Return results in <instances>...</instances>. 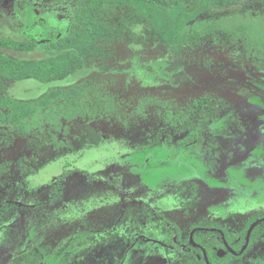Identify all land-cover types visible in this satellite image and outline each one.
Instances as JSON below:
<instances>
[{"label":"rangeland","instance_id":"374dc122","mask_svg":"<svg viewBox=\"0 0 264 264\" xmlns=\"http://www.w3.org/2000/svg\"><path fill=\"white\" fill-rule=\"evenodd\" d=\"M180 1L196 9L203 0ZM76 2L0 0V35L38 43L34 52L8 53L23 59L44 54L39 44L67 31ZM127 15L119 8L109 20L117 24ZM196 20L206 22L203 32L192 30L196 40L180 56L147 23L133 21L104 66L88 62L60 82H102L113 104L103 118L74 121L65 146L55 149L33 133L0 124L10 135L8 144L0 140V205H8L0 216V264H19L28 244L51 246V257L63 248L57 264H134L126 255L135 256L141 246L136 264H179L180 256L169 248L148 255L149 243L140 234H157L162 242L164 219L181 227L184 237L204 219L235 229L264 210V70L237 27L252 25L264 36V0H207ZM44 88L36 80H18L7 82L5 92L27 99ZM202 94L221 99L220 121L206 126L200 144L166 145L163 139L172 131L167 113ZM67 170L61 200L49 204L52 185ZM124 233L132 237L129 245ZM239 263L264 264V243L233 262Z\"/></svg>","mask_w":264,"mask_h":264},{"label":"trees","instance_id":"16d2710c","mask_svg":"<svg viewBox=\"0 0 264 264\" xmlns=\"http://www.w3.org/2000/svg\"><path fill=\"white\" fill-rule=\"evenodd\" d=\"M206 6L207 0L201 1L196 9L188 8L180 0H78L72 25L61 36L48 43L39 44L44 54L32 59L15 57L9 53L34 52L38 43L9 34L0 35V124L20 134L33 133L44 144L55 149L65 146L67 134L74 121L86 122L103 118L113 104L112 97L102 82L91 78L66 85L60 82L75 75L88 62H99L104 66L114 56V46L122 40L127 24L133 21L147 23L168 51L174 56H180L186 48H191L196 40L191 34L192 30H200L201 25L206 24L204 20H196ZM119 8L127 10L128 15L119 23L113 24L109 15ZM243 25H237L239 37L251 50L255 65L264 70V36L252 25ZM226 28L228 30V26ZM18 80H36L45 88L33 98L10 96L5 92L6 83ZM222 107L221 99L212 94L191 98L176 112L167 113V125L172 131L163 142L166 145H172L170 143L174 142L177 146L185 147L202 143L206 126L220 121ZM0 131L3 132L0 140L8 144L10 135L4 128H0ZM184 133L186 137L174 141V135L180 136ZM209 147L210 144L206 146ZM208 161L207 165L211 164L212 168L213 162ZM74 171L86 175V172L77 168ZM69 174L71 171H65L52 185L47 196L49 204L61 200ZM113 183L120 187L118 180ZM184 189L183 187L182 190ZM142 205L144 209L148 207L145 203ZM6 207L7 204L0 205V216L7 210ZM263 216L264 210L256 212L248 216L242 226L235 229L221 224L218 220L208 219L191 224L190 228L215 227L216 230L196 231L193 239L205 250L210 264H232L235 259L243 256L264 239V220L256 223L251 230L248 248L240 256H235L227 250L224 239L233 250L239 251L245 242L250 224ZM163 221L167 227L173 229L169 241L174 245V249L185 256L189 264H206L203 252L189 241L187 243L190 250L187 253L182 251L179 243L185 242V239H182L179 227L165 219ZM35 254L31 248L24 258L28 262L38 261L40 256Z\"/></svg>","mask_w":264,"mask_h":264},{"label":"flooded vegetation","instance_id":"af4514ba","mask_svg":"<svg viewBox=\"0 0 264 264\" xmlns=\"http://www.w3.org/2000/svg\"><path fill=\"white\" fill-rule=\"evenodd\" d=\"M77 4H78V0H77V2H76V7H77ZM76 7H75V9H76ZM75 11V10H74ZM74 11H73V14H74ZM72 23H73V19H72V21L70 22V24H69V26L70 25H72ZM2 26V25H1ZM69 26H68V28H69ZM3 28L5 27V25L4 26H2ZM67 28V29H68ZM2 30V29H1ZM51 31V30H50ZM11 33H12V31H11ZM60 35V34H59ZM58 35V36H59ZM49 41H51V40H48V41H46L45 43H48ZM56 203V202H55ZM54 203V204H55ZM142 204V203H141ZM145 204H147L148 205V207L147 208H145L147 211H149V212H151V213H153L154 215H158L157 214V212H155V208L153 207V206H151L150 204H148V203H145ZM53 205V204H52ZM142 206V208H143V205H141ZM261 218H264V216L263 217H260V218H258V219H261ZM145 220H146V222H147V220H148V217H145ZM257 220V219H256ZM260 221H262V220H260ZM254 222V221H253ZM252 222V223H253ZM145 223V222H144ZM251 225V224H250ZM178 226V225H177ZM151 228H152V230L153 231H155V233L156 232H158L159 231V229L156 227V226H154V224H152L151 226H150ZM179 227V226H178ZM148 228V227H147ZM200 228V229H199ZM201 228H207V227H199V226H197V227H193V228H190V226H189V231H188V234L184 237L183 235H182V230H181V227H179V229H180V232H181V237H182V239L184 240L185 239V242H182V243H179L180 244V246L182 247V251H184V252H188V250H190V247L188 246V241L190 242V244L191 245H193V246H195V247H198L201 251H202V247L198 244V243H196L195 241H194V239H193V241L196 243V245L195 244H193L192 242H191V240H190V234L193 232V235H194V233L196 232V231H198V230H202ZM216 229V228H215ZM173 229L172 228H169V227H167L166 226V233H165V236H164V240H162V242H158L157 241V239L154 237V236H156V235H154V234H152V233H147V232H145L146 234H149V235H151V236H143L142 234H140V236L142 237V239L144 240V241H146V242H148L149 243V246L150 247H147V250L149 251L148 252V255H151L152 254V256L151 257H156V256H158V252H159V248L160 247H163L164 249H172L174 252H175V254H176V256L177 255H179L180 256V258H179V264H189V262H187L186 261V257L185 256H183V255H181L178 251H176L175 249H174V245L172 244V243H170V241H169V236H170V232L172 231ZM126 235V236H125ZM193 235H192V237H193ZM134 236H137L136 234L134 235ZM124 237H125V244L126 245H129L130 243H131V239H132V237H131V235H130V233H124V236L122 237V239H124ZM245 243V242H244ZM244 243H243V245H244ZM260 243H264V239H262L260 242H258L257 244H255L252 248H254L255 246L257 247ZM225 244V243H224ZM229 245V244H228ZM242 245V246H243ZM226 246V245H225ZM230 246V245H229ZM242 246H241V248H242ZM50 247L51 246H43L42 245V247H39L38 249H35V247L34 246H32V245H30V244H28L27 246H26V248H25V250H23L21 253H22V258L19 260V264H57V261H56V259H55V257H56V255L63 249H61V250H59V251H54V255L51 257V256H48V251H50ZM231 247V246H230ZM32 248V251H33V253H36L35 255H39L40 256V259L38 260V261H36V260H33L32 262H28L27 260H26V258H24L25 257V254H26V252L27 251H29L30 249ZM226 248H227V246H226ZM240 248V249H241ZM248 248V244H247V246H246V248L243 250V252L242 253H237V252H239L240 251V249H239V251H235V250H233L234 252H236L237 254H234V253H232L233 255H235V256H240V255H242L245 251H246V249ZM251 248V249H252ZM164 249H162V250H164ZM251 249H249L243 256H241L240 258H238V259H235L234 261H240V259H243L248 253H249V251L251 250ZM227 250H228V248H227ZM142 251H143V248H142V246H141V248H139V251L137 252V253H135V256H134V254L133 253H131L130 255H126V260L125 261H127V262H132V263H134V264H136V260H137V258H138V253L141 255V253H142ZM229 251V250H228ZM203 252V251H202ZM230 252V251H229ZM219 253H221V251H219ZM231 253V252H230ZM185 254V253H184ZM197 256H199V254H196ZM204 255V254H203ZM257 260H261V258H260V256H258L257 257ZM233 261V262H234ZM233 264V263H232ZM240 264V263H239Z\"/></svg>","mask_w":264,"mask_h":264},{"label":"water","instance_id":"95a60500","mask_svg":"<svg viewBox=\"0 0 264 264\" xmlns=\"http://www.w3.org/2000/svg\"><path fill=\"white\" fill-rule=\"evenodd\" d=\"M260 220H264V218H261V219H257L255 220L253 223H251V225L249 226V228L247 229V232H246V239H245V243L244 245L242 246V248L240 249L239 252L237 253H242L243 250L246 248L247 244H248V241H249V236H250V233H251V230L253 229V227L256 225V223H258ZM200 229V228H199ZM201 229H205V230H216L215 228H201ZM221 232V230H219ZM194 232V231H193ZM193 232L190 234V240L193 244L196 245V243L193 241ZM222 233V232H221ZM223 234V233H222ZM224 243L225 245L227 246L228 250L231 252V253H234V254H237L236 252L233 251V249L228 245L227 241L224 239ZM203 251V254H204V258L206 260V264H210L207 257H206V253H205V250L202 249Z\"/></svg>","mask_w":264,"mask_h":264}]
</instances>
